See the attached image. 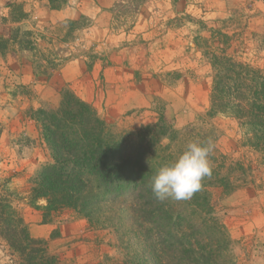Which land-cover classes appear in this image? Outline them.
<instances>
[{"label":"rangeland","instance_id":"rangeland-1","mask_svg":"<svg viewBox=\"0 0 264 264\" xmlns=\"http://www.w3.org/2000/svg\"><path fill=\"white\" fill-rule=\"evenodd\" d=\"M116 2L67 0L51 9L48 0H0V29L7 28L9 35V27H19L3 22L11 6L19 4L28 16L20 27L43 38L23 53H12L15 48L8 46L0 54V200L19 213L30 238L46 241L47 253L58 264H148L154 239L163 235L156 223L146 226L152 236L147 241L144 224L122 217V209L87 221L69 209H43L45 199L33 201L36 173L52 157L32 113L56 106V89L64 84L118 130L155 123L157 108L163 107L176 129L207 124L218 153L254 168L253 185L218 201L214 213L233 242L237 264H264V161L246 145L234 119L205 117L211 69L196 47L210 38L208 29L221 30L230 37L223 47L226 55L264 70L262 0H147L133 24L115 26L110 10ZM80 15L88 18L89 27L67 24ZM41 55L64 57L49 78L34 70L33 62L38 67ZM87 55H97L89 60L94 62L89 70ZM195 218H189L192 225L198 223ZM2 227L0 264H22L29 249L20 256L2 236Z\"/></svg>","mask_w":264,"mask_h":264},{"label":"trees","instance_id":"trees-1","mask_svg":"<svg viewBox=\"0 0 264 264\" xmlns=\"http://www.w3.org/2000/svg\"><path fill=\"white\" fill-rule=\"evenodd\" d=\"M146 1L117 0L110 10L112 23L115 26L133 24ZM262 2L264 4V0ZM48 3L51 9H59L67 0H48ZM8 15L3 22L19 27H9L12 32L9 35L7 28L0 29V54L8 46L15 48L12 53H23L29 45H36L37 38L43 39L40 34L20 27L28 19L21 5L11 6ZM89 22L87 17L80 15L67 24L81 28L89 27ZM198 26L205 28L200 21ZM208 30L210 38L201 39L200 47L196 43L211 69L205 117L225 115L234 119L244 131L246 145L264 161V70L226 55L224 49L230 37L218 29ZM198 40L196 38L195 42ZM86 59V70H89L94 63L89 60L97 59V55H89ZM41 61L38 67L35 61L32 63L34 70L49 78L58 67L56 62L64 61V57L43 56ZM56 91L60 96L56 106L40 107L32 113L52 157V163L36 173L33 201L45 199L43 209H69L87 221L95 220L94 216L103 212L111 214L113 209H122V217L144 224L143 234L147 241H151L152 236L148 235L150 229L146 226L156 223L163 235L154 239L148 264H237L232 256L233 242L214 209L218 201L253 185L255 170L249 162L232 159L213 148L209 157L211 176L202 180L200 190L190 200L159 201L151 190L158 169L174 162L188 143L210 141L213 145L210 127L205 124L176 129L164 108L159 107L155 123L135 131L118 130L102 120L67 84L58 86ZM3 201L6 200H0L2 236L22 257L29 249L22 264H58V258L47 253L46 241L30 238L19 213ZM190 217H196L193 221L198 223L192 225ZM23 242L27 243L22 246Z\"/></svg>","mask_w":264,"mask_h":264},{"label":"clouds","instance_id":"clouds-1","mask_svg":"<svg viewBox=\"0 0 264 264\" xmlns=\"http://www.w3.org/2000/svg\"><path fill=\"white\" fill-rule=\"evenodd\" d=\"M212 150L210 141L188 143L174 162L160 167L153 177L151 190L155 198L159 201L190 200L200 190L202 180L211 176L209 157Z\"/></svg>","mask_w":264,"mask_h":264}]
</instances>
